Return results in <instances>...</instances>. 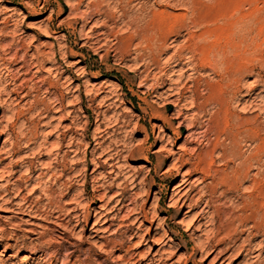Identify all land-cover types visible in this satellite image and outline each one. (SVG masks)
I'll use <instances>...</instances> for the list:
<instances>
[{
  "label": "rangeland",
  "instance_id": "1",
  "mask_svg": "<svg viewBox=\"0 0 264 264\" xmlns=\"http://www.w3.org/2000/svg\"><path fill=\"white\" fill-rule=\"evenodd\" d=\"M210 88L228 134L264 137V0H0V264H264V145L258 171L254 144L223 140L251 159L222 185L239 163L218 160L222 128L186 140L218 109Z\"/></svg>",
  "mask_w": 264,
  "mask_h": 264
},
{
  "label": "bare ground",
  "instance_id": "2",
  "mask_svg": "<svg viewBox=\"0 0 264 264\" xmlns=\"http://www.w3.org/2000/svg\"><path fill=\"white\" fill-rule=\"evenodd\" d=\"M145 2V1H144ZM209 5V4H208ZM212 5V4H211ZM198 6V5H197ZM196 6V7H197ZM214 6V5H213ZM217 7V6H216ZM211 8V7H210ZM212 9V8H211ZM199 13V12H198ZM255 14V13H254ZM199 15V14H198ZM200 16V15H199ZM218 16V15H217ZM253 17H255V16H253ZM219 18V17H218ZM230 18V17H229ZM236 18V17H235ZM239 19V18H238ZM226 21V20H225ZM236 21V20H235ZM256 21V20H255ZM254 21V22H255ZM195 22V21H194ZM241 22V21H240ZM199 23H201V22H199ZM155 24V23H154ZM199 25V24H198ZM154 26V25H153ZM167 27H168V29L169 30H175L176 28H175V26H174V24H168L167 23V25H166ZM160 27V26H159ZM200 27V26H199ZM251 27V26H250ZM241 28V27H240ZM160 29H162V28H160ZM247 29V28H246ZM153 30V29H152ZM216 30V29H215ZM259 30V29H258ZM140 31V30H139ZM163 31V30H162ZM220 31V30H219ZM202 32V31H201ZM250 32V31H249ZM248 32V33H249ZM233 33V32H232ZM151 34V33H150ZM173 34V33H172ZM205 34V33H204ZM208 34H210V33H208ZM240 34H241V32H240ZM251 34V33H250ZM153 35V34H152ZM206 35V34H205ZM213 35V34H212ZM230 35V34H229ZM239 35V34H238ZM245 35V34H244ZM147 36V35H146ZM210 36V35H209ZM208 36V37H209ZM234 36V35H233ZM154 37V36H153ZM201 38H202V36H201ZM232 38V37H231ZM234 38V37H233ZM207 39V38H206ZM149 40V39H148ZM191 41V40H190ZM248 41V40H247ZM245 42V41H244ZM198 43V42H197ZM200 43V42H199ZM198 43V44H199ZM220 43V42H219ZM231 43V42H230ZM243 44V43H242ZM164 45V44H163ZM233 45V44H232ZM254 45V44H253ZM128 46V45H127ZM190 46V45H189ZM188 46V47H189ZM211 46V45H210ZM223 46H224V44H223ZM235 46V45H234ZM157 47V46H156ZM197 47H198V45H197ZM201 47H203V44H202V46ZM200 47V48H201ZM233 46H231V48H232ZM239 47V46H238ZM206 48V47H205ZM221 48V47H220ZM219 48V49H220ZM148 49V48H147ZM152 49V48H151ZM189 49V48H188ZM191 49V48H190ZM212 49V48H211ZM150 50V49H149ZM193 50V49H192ZM191 50V51H192ZM196 50V49H195ZM199 50V49H198ZM203 50V49H202ZM229 50V49H228ZM194 51V50H193ZM219 51V50H218ZM233 51V50H232ZM237 51V50H236ZM166 52V51H165ZM195 52V51H194ZM204 52V51H203ZM217 53H219V52H217ZM238 53V52H237ZM224 54H226V53H224ZM212 55V54H211ZM219 55V54H218ZM153 57V56H152ZM190 57V56H189ZM194 57V56H193ZM192 57V58H193ZM196 57V56H195ZM228 57V56H227ZM241 57V56H240ZM217 58V57H216ZM223 58V57H222ZM157 59V58H156ZM207 59H204L203 60V62H205ZM243 60V59H242ZM200 61V60H199ZM202 61V60H201ZM237 61V60H236ZM239 61V60H238ZM151 62V61H150ZM157 63V62H156ZM166 63V62H165ZM202 63V62H201ZM158 64V63H157ZM211 64V63H210ZM241 64V63H240ZM212 65V64H211ZM245 66V65H244ZM161 67V66H160ZM193 67V66H192ZM196 68V67H195ZM194 68V69H195ZM225 68V67H224ZM193 69V70H194ZM226 70V69H225ZM241 70V69H240ZM149 71V70H148ZM230 71V70H229ZM226 74V73H225ZM201 79V78H200ZM197 82V81H196ZM201 83V82H200ZM184 84V83H183ZM209 84V83H208ZM170 85V84H169ZM238 85V84H237ZM242 85V84H241ZM213 86V85H212ZM211 86V87H212ZM179 87V86H178ZM183 88V87H182ZM175 89V88H174ZM169 90V89H168ZM171 90V89H170ZM172 91V90H171ZM170 91V92H171ZM175 91V90H174ZM173 91V92H174ZM177 91V90H176ZM175 91V92H176ZM210 91H211V100L216 104V106L218 107V109H217V111L215 112V114L212 116V117H210L209 119H206L205 121H207V124L204 126L205 127V130L204 131H202V132H197V131H193V129H194V126H191L190 127V129L188 130V131H190V133L188 134V136H187V142H189V140H191L190 142H200V143H202L203 141H207V143L208 144H211L212 143V141H210L208 138H207V135H208V132L210 131V129H211V126L213 125V123H216L217 124V127L219 126V128H222V130L220 131V132H218L217 134H216V136H215V138H214V142L212 143L213 144V148H214V150L215 151H217L218 152V160L220 161V162H222V164H224V166H227V163L228 162H230V160L232 161V160H237V161H239V163L237 164V167H235V170L233 171V176H232V178H230V177H228V176H223L222 178H220V184H222V185H228L229 183H230V181H233V183H235V184H240L242 181H244V180H246V179H248V177H249V165H250V159L251 158H244V156H243V154H241V153H239V149L238 150H236V149H233V151L232 152H230V153H228V147H227V145H224V141L223 140H225V141H229V140H232L233 141V143H232V146H235V147H237V144H239L238 142V139H236L237 137H241V138H243V139H247L249 142H251L252 144H254L253 146H254V150H255V152H254V158H252V159H254L255 160V168H256V170H258L259 171V162H258V160L257 159H255L256 157H257V154H258V152H261L260 151V148H261V145H264V137L263 136H261V134H260V132H259V129L257 128V126L255 125V122H253L251 125L252 126H250V128L248 129V131H249V133H247L246 131H241L239 128L237 129V132L236 133H234V132H230V134H228L227 133V130H228V125H229V118H228V112H227V102H226V98H225V96H224V94H225V92H224V90H219V91H214L213 89L211 90V88H210ZM209 91V92H210ZM171 94V93H170ZM175 94V93H174ZM173 94V95H174ZM183 93H182V91H181V89L180 90H178L177 91V99L174 101V102H169L170 104H172L173 106H175V107H178L179 106V104H180V102L182 101V99H183ZM161 97V96H160ZM197 100V99H196ZM191 102V104L193 105V107L195 108V109H197L200 113H203L204 112V110H205V107H206V105L208 104V102H209V99H206V100H204L203 102H201V104L199 103L198 105H197V103L195 102V99L194 98H192L191 100H190ZM211 102V101H210ZM196 103V104H195ZM233 103V102H232ZM181 106V105H180ZM213 106V105H212ZM257 106H259V105H257ZM183 108H178L177 109V116H176V118L175 119H179V118H181V117H183L184 116V114H183V110H184V106H182ZM192 110V109H191ZM195 113V112H194ZM256 114V113H255ZM204 115V114H203ZM254 115V114H253ZM193 116V115H192ZM245 119V118H244ZM247 119V118H246ZM231 120V119H230ZM243 121V120H242ZM248 121H249V119H248ZM247 121V122H248ZM257 123V122H256ZM243 124V123H242ZM259 124V123H258ZM204 125V124H203ZM214 126V125H213ZM236 127V126H235ZM246 128V127H245ZM235 129V128H234ZM219 131V130H218ZM214 134V135H215ZM246 134V135H245ZM240 139V138H239ZM238 142H237V141ZM242 141V140H241ZM206 143V144H207ZM208 147V146H207ZM235 147H233V148H235ZM238 147H239V145H238ZM264 147V146H263ZM262 147V148H263ZM212 150V149H211ZM160 151V150H159ZM159 151H157V152H159ZM184 152H186V151H184ZM213 152V151H212ZM213 155V154H212ZM209 156V155H208ZM252 157H253V155H252ZM260 157V156H259ZM212 158H213V156H212ZM258 158V157H257ZM192 159V158H191ZM179 161L180 160H182V158H179L178 159ZM177 160V161H178ZM194 160V163H193V167H194V171L196 172V171H198V172H200L203 176H205V175H208L210 172H211V169L213 168L212 167V164L214 163L213 161H211V164H208V162H207V160H206V158L201 154V153H199L197 156H196V158L195 159H193ZM217 164V163H216ZM254 164V163H253ZM252 165V164H251ZM184 166V165H183ZM213 166H215L214 164H213ZM261 166V165H260ZM144 167V166H143ZM212 167V168H211ZM225 168V167H224ZM192 169V168H191ZM188 170V169H187ZM186 170V171H187ZM220 170V169H219ZM263 170V169H262ZM213 171V170H212ZM190 170H188V172H185L183 175H182V180L180 181V182H178L177 184H176V186L174 187V189H173V191H174V193H176V195L178 194V193H180V192H182L188 185H190L191 183V181L189 182V176H190ZM1 173V172H0ZM213 173V172H212ZM260 173V172H259ZM259 173H256V176H258L259 175ZM224 174V173H223ZM231 174H232V172H231ZM212 175V174H211ZM213 175H214V173H213ZM192 176V175H191ZM203 176H202V178H203ZM255 176V177H256ZM221 177V176H220ZM207 178V177H206ZM212 178H213V180H217L216 179V177L215 176H212ZM219 178V177H218ZM196 179V178H195ZM255 179V178H254ZM253 179V180H254ZM191 180V179H190ZM202 180H204V179H202ZM200 181V180H199ZM200 183V182H199ZM202 183V182H201ZM256 183V182H255ZM242 184V183H241ZM238 186V185H237ZM194 187V186H193ZM239 187V186H238ZM207 188V187H206ZM192 189V188H191ZM190 189V190H191ZM190 190H186V192H184V194L183 195H181L182 196V198L183 197H186V199H188L189 197H190V195H188V192L190 191ZM15 192V191H14ZM214 192V191H213ZM223 193V192H222ZM192 194V193H191ZM203 195V194H202ZM209 195V194H208ZM117 196H120V197H122L123 196V192L122 193H120V194H118ZM204 196V195H203ZM211 197V196H210ZM213 197V196H212ZM199 198V197H198ZM191 199V198H190ZM192 199H194V198H192ZM207 199H209V198H207ZM222 199V198H221ZM198 200V199H197ZM196 200V201H197ZM199 200H201L200 198H199ZM199 200H198V203H199ZM259 199H256V201H255V206H256V204H259V205H261V207L263 206L264 207V199H263V201L261 202V203H259V201H258ZM25 201V200H24ZM202 201V200H201ZM205 201H206V199H205ZM252 201V200H251ZM250 201V202H251ZM203 202V201H202ZM247 203V202H246ZM199 204H201V203H199ZM248 204V203H247ZM31 205H33V204H31ZM249 205V204H248ZM248 205H247V207H248ZM123 206V205H122ZM196 206V205H195ZM244 206V205H243ZM254 206V205H253ZM246 207V208H247ZM262 207V208H263ZM211 208V200L209 199V200H207L206 202H205V204H204V210H206V209H210ZM259 208V207H258ZM59 209V208H58ZM242 209V208H241ZM252 209H253V207H252ZM37 210V209H36ZM258 210V209H257ZM246 211V210H245ZM253 211V210H252ZM250 212V211H249ZM254 212V211H253ZM202 213V212H201ZM234 213V212H233ZM251 213V212H250ZM214 214V213H213ZM255 214V213H254ZM197 215H199V213L198 214H196V216ZM205 214H203V216H204ZM215 215V214H214ZM252 215V214H251ZM195 216V217H196ZM252 216H254V215H252ZM249 217H251V216H249ZM75 218V217H74ZM213 218V217H212ZM247 218H248V216H247ZM255 218V217H254ZM256 218H258V217H256ZM253 219V218H252ZM264 219V218H263ZM197 220V219H196ZM211 220V219H210ZM260 220V219H259ZM249 221V219H246V222H248ZM223 224V223H222ZM229 224V223H228ZM258 224V223H257ZM212 225V224H211ZM243 225V224H242ZM245 225V224H244ZM229 226V225H228ZM248 226V225H247ZM252 228H257V226L256 225H254ZM215 229V228H214ZM218 230V229H217ZM231 230V229H230ZM224 230H222V229H219V232H223ZM224 234H226V233H224ZM228 234V233H227ZM255 234V233H254ZM229 236V235H228ZM251 238V237H250ZM231 241V240H230ZM246 241H249V240H244L243 242H242V244L241 245H236L237 247L235 248V249H232L231 247L230 248H228V250L227 251H231L230 249H232V251H236L237 252V250L238 251H241V252H243V249L242 248H244L243 247V245H244V243H246ZM263 242V241H262ZM259 243L260 245H262L263 243ZM258 244V245H259ZM213 245V244H212ZM202 246H204V245H202ZM206 246H207V244H206ZM205 246V247H206ZM210 246V245H209ZM235 247V246H234ZM202 248V247H201ZM226 248V249H227ZM260 248V250H258L260 253L261 252H263L264 251V247H263V245L261 246V247H259ZM225 249V250H226ZM41 251H43V249H41ZM244 252H245V250H244ZM253 251L251 250V249H248L247 250V252L245 253V256L247 257V256H249V255H251V259H254V258H256L257 259V257L259 256V255H252L253 253H252ZM235 254V253H234ZM259 258V257H258ZM151 259V258H150ZM249 258H247V260H248ZM261 260V259H260ZM259 260V261H260ZM157 261L158 260H152L151 259V262L149 263V264H162V261H160V263H157ZM159 262V261H158ZM139 263V262H138ZM255 263H257L256 261H253V262H250V263H248L247 261H246V259H245V261L243 262V264H255ZM212 264V263H211Z\"/></svg>",
  "mask_w": 264,
  "mask_h": 264
}]
</instances>
